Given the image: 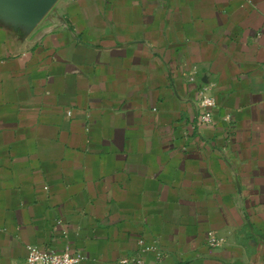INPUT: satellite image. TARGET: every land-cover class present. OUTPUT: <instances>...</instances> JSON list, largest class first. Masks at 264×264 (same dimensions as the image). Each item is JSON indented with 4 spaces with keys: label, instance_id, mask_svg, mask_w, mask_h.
Segmentation results:
<instances>
[{
    "label": "crops",
    "instance_id": "1",
    "mask_svg": "<svg viewBox=\"0 0 264 264\" xmlns=\"http://www.w3.org/2000/svg\"><path fill=\"white\" fill-rule=\"evenodd\" d=\"M31 245L264 264V0L0 8V264Z\"/></svg>",
    "mask_w": 264,
    "mask_h": 264
},
{
    "label": "built area",
    "instance_id": "2",
    "mask_svg": "<svg viewBox=\"0 0 264 264\" xmlns=\"http://www.w3.org/2000/svg\"><path fill=\"white\" fill-rule=\"evenodd\" d=\"M199 104L202 107L201 121L209 124L212 118V109L216 106L213 96L202 95ZM222 239H217L210 234L209 243L212 246H219ZM83 256L80 253H71L68 250L57 251L54 249L28 246L26 264H80ZM135 264H145L142 260H136Z\"/></svg>",
    "mask_w": 264,
    "mask_h": 264
},
{
    "label": "water",
    "instance_id": "3",
    "mask_svg": "<svg viewBox=\"0 0 264 264\" xmlns=\"http://www.w3.org/2000/svg\"><path fill=\"white\" fill-rule=\"evenodd\" d=\"M55 0H0V8H7L30 26L36 25Z\"/></svg>",
    "mask_w": 264,
    "mask_h": 264
}]
</instances>
